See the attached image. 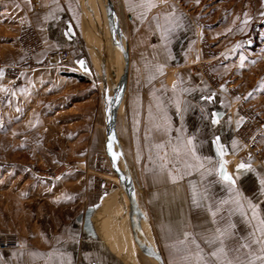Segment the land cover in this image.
<instances>
[{
  "label": "crops",
  "instance_id": "crops-1",
  "mask_svg": "<svg viewBox=\"0 0 264 264\" xmlns=\"http://www.w3.org/2000/svg\"><path fill=\"white\" fill-rule=\"evenodd\" d=\"M103 1L120 35L118 20ZM112 1L129 35L128 44L122 42L125 48L129 47L130 65L121 105L127 120L131 156L133 152L130 161L139 169L140 182L147 185L157 200L155 222L150 223L163 245L166 264H264L261 259L264 192L260 183L264 178L254 171L252 163L230 161L237 153L233 123L229 119L231 109L218 91L195 85L189 68L195 57L191 48L196 32L192 13L175 6L172 0ZM34 2L38 4L34 6ZM0 8L11 25L32 24L42 36L43 57L48 62L43 69L46 78L74 77L59 73L55 65L59 59L54 52L69 48L73 53L69 70L92 80L88 88L93 90L96 85L91 76L103 69L99 55L103 51L111 101L114 86L124 70L125 54L124 64L117 70L122 55L118 47L115 51L108 21H105L106 37L99 41L89 21L85 0H0ZM174 67L180 69L177 78L170 72ZM120 70L111 86L110 79ZM213 112L218 114L216 124L211 123ZM189 137L192 144L188 143ZM217 137L218 144L213 143ZM218 146L224 152L223 157ZM221 159L227 161L225 169L237 181L233 191H229V183L219 175ZM239 164L250 168L238 170ZM216 196L240 205L235 207L233 225L221 219L230 212L228 208L220 216L211 207ZM109 197L99 229L112 250L103 243L95 225L94 233L86 231L77 218L80 227L71 239L53 245L26 241L21 248L0 252V264H157L144 250L146 260L141 262L134 255L136 246L125 193V207L115 204L108 208ZM250 204L255 206V216ZM140 209L145 218L141 206ZM145 227L151 231L149 224ZM133 228L146 249L147 239L134 223ZM213 252L217 255L213 256Z\"/></svg>",
  "mask_w": 264,
  "mask_h": 264
},
{
  "label": "rangeland",
  "instance_id": "rangeland-1",
  "mask_svg": "<svg viewBox=\"0 0 264 264\" xmlns=\"http://www.w3.org/2000/svg\"><path fill=\"white\" fill-rule=\"evenodd\" d=\"M172 1L189 10L196 25L191 43L195 57L189 67L195 85L218 91L231 109L229 119L237 153L230 161L252 163L254 171L264 178V0ZM85 4L96 36L103 41L107 28L102 5L99 0H85ZM2 17L0 241L11 246H0V252L21 248L26 241L53 245L71 239L80 227L77 218L91 206H97L92 221L103 243L112 250L99 222L106 212V198H111L108 208L115 204L125 207L126 191L109 151L106 92L110 89L105 53L99 52L103 71L99 68L100 72L91 76L96 85L93 90L88 88L92 80L63 69L59 62L55 64L59 73L74 77L46 78L43 69L48 62L43 57L42 36L32 24L11 25L7 17ZM126 37L128 44L129 35ZM114 48L117 53L115 44ZM170 72L176 78L180 75L176 67ZM122 107L117 117L118 138L138 182L140 206L154 235L151 224L155 222L157 200L140 182L139 169L130 161L133 152L131 156ZM121 163L124 168L122 159ZM236 206L240 205L217 196L211 201L217 215L226 208L230 210L221 217L230 225L236 218ZM128 215L136 246L134 255L142 262L147 259L138 245L142 238L137 240L130 209ZM145 245L153 253L148 240ZM160 248L164 251L162 243Z\"/></svg>",
  "mask_w": 264,
  "mask_h": 264
},
{
  "label": "water",
  "instance_id": "water-1",
  "mask_svg": "<svg viewBox=\"0 0 264 264\" xmlns=\"http://www.w3.org/2000/svg\"><path fill=\"white\" fill-rule=\"evenodd\" d=\"M105 1L112 15L116 17L118 20L119 27H120L119 41L121 43L123 42V40L127 42V37H126L125 29H124V23L113 1L112 0H105ZM124 54H125V67H124V71H123V74L119 82L116 84V86L113 89L111 101H110V104H109V107L106 113V127H107L109 142L111 141L112 153L117 154L116 157L114 158L116 163L120 162L121 159L124 162V168H122L121 166H118V164H117V167H118L119 173L125 172V174L128 176L129 184H130V187L133 193L134 205L130 206L131 215H133V213L138 214L141 212V209H140L141 203L139 200V192H138V182L136 180L134 172L132 171L128 163V160L124 154V151L122 150L120 140L118 138V133H117V117H118L119 108L123 102L124 92H125L126 83L128 79L129 65H130V54L127 48L124 49ZM120 180L122 181L123 186L126 191V187L121 177H120ZM96 208L97 206H91L87 208L84 214L78 217V220H81L83 222L84 229L92 233L95 232L94 223L92 221V216ZM154 240H155V249L153 250V253H150L149 251H147V249L142 247L139 241H138V245L141 250H144L148 252L149 255L153 256L157 264H166L162 250L158 243L155 231H154Z\"/></svg>",
  "mask_w": 264,
  "mask_h": 264
},
{
  "label": "bare ground",
  "instance_id": "bare-ground-1",
  "mask_svg": "<svg viewBox=\"0 0 264 264\" xmlns=\"http://www.w3.org/2000/svg\"><path fill=\"white\" fill-rule=\"evenodd\" d=\"M101 1H102V3H101ZM100 3H101V5H102V8H103V14H104V17H105V19H106V21H108V24H109V27H110V29H111V32H112V34H113V36H114V44L116 45V47H118L119 49H120V52H121V55H122V57L120 58V63H119V67H117V70H119L122 66H123V64H124V59H123V55H124V49H125V47L123 46V43H121L120 41H119V35H118V32H119V30H118V28H117V26L115 25V23L113 22V20H112V18L110 17V15H109V12H108V9H107V7L105 6V4H104V1L103 0H100ZM120 55V56H121ZM125 67V66H124ZM123 70V69H122ZM122 70H120L114 77H112V79H110V83H111V86H113L115 83V80L119 77V75H120V73L122 72ZM124 71V70H123ZM123 74V73H122ZM122 76V75H121ZM121 76H120V78H121ZM120 78H119V80H120ZM119 80H118V82H119ZM117 82V83H118ZM114 83V84H113ZM106 103H107V105L109 106V104H110V102H109V100H108V92H106ZM115 163H116V161H115ZM117 164H118V166H121L122 167V163H121V160H120V162H118V163H116V166H117ZM123 168V167H122ZM119 172V171H118ZM119 177H121V179L123 180V182H124V185H125V187H126V193H125V197H126V201H127V203H128V209H130V206L132 205H134V201H133V193H132V190H131V187H130V184H129V179H128V176L125 174V172H122V173H119ZM134 214V216L136 217H133V215H132V221H133V223L134 224H136L138 227H139V229H140V231H141V233L144 235V237L154 246V248H155V240H154V235H153V233H152V231H150L148 228H146L145 226H147L148 227V224H147V222H146V220H145V218L143 217V215L141 214V212L140 213H138V214H136V213H133ZM138 219V220H137ZM145 226H144V225Z\"/></svg>",
  "mask_w": 264,
  "mask_h": 264
},
{
  "label": "snow or ice",
  "instance_id": "snow-or-ice-1",
  "mask_svg": "<svg viewBox=\"0 0 264 264\" xmlns=\"http://www.w3.org/2000/svg\"><path fill=\"white\" fill-rule=\"evenodd\" d=\"M80 63H83V62L81 61ZM0 75H2V70H0ZM208 99L210 100L211 97H208ZM217 117H218V114L215 113V112H213V113L210 114V119H211V123L212 124L218 123ZM205 118H209V117L206 116ZM218 141H219V138L217 137V138H215V140L213 141V143H217L218 144ZM188 143L189 144H192V137H189L188 138ZM217 150L219 152V155L221 157H223L224 156V152L220 150L219 146H218V149ZM109 151H111V141L109 142ZM112 155H113V158H115L117 154L116 153H112ZM226 163H227V161H224L223 159H221L220 168H219L218 172H219V175L222 177V179L224 181H226V182L229 183V185H230L229 191H233L235 189V187H236L237 181L225 169ZM248 168H250L249 165H245V164H239V165H237V169L238 170H240V169H248ZM260 183H261V191L264 192V180H261ZM250 207L253 208V215L255 216V206H253V205L250 204ZM262 223H264V221H262ZM221 235H222V233H221ZM219 251L222 252L223 251V248H221ZM212 255L213 256H216L217 253L216 252H213ZM261 259H264V257H261Z\"/></svg>",
  "mask_w": 264,
  "mask_h": 264
},
{
  "label": "built area",
  "instance_id": "built-area-1",
  "mask_svg": "<svg viewBox=\"0 0 264 264\" xmlns=\"http://www.w3.org/2000/svg\"><path fill=\"white\" fill-rule=\"evenodd\" d=\"M33 4L35 6V5L38 4V2H34ZM80 46L81 45H79V47ZM54 54H56L58 56L59 63L61 64V67L63 69L67 70V69L70 68L69 64H70V61L72 60V57H73V53H72L71 49L62 48V49H59V50L55 51ZM0 246H2L3 248H8L11 245L9 243L0 241Z\"/></svg>",
  "mask_w": 264,
  "mask_h": 264
}]
</instances>
